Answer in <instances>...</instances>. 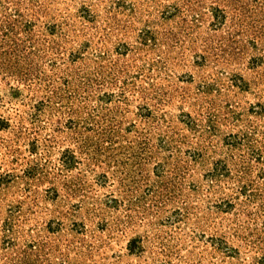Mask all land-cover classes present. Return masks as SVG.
Here are the masks:
<instances>
[{"label":"rangeland","instance_id":"1","mask_svg":"<svg viewBox=\"0 0 264 264\" xmlns=\"http://www.w3.org/2000/svg\"><path fill=\"white\" fill-rule=\"evenodd\" d=\"M0 264H264V0H0Z\"/></svg>","mask_w":264,"mask_h":264}]
</instances>
